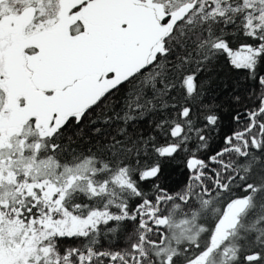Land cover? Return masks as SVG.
<instances>
[{"label":"snow or ice","instance_id":"obj_1","mask_svg":"<svg viewBox=\"0 0 264 264\" xmlns=\"http://www.w3.org/2000/svg\"><path fill=\"white\" fill-rule=\"evenodd\" d=\"M0 264H264V0H0Z\"/></svg>","mask_w":264,"mask_h":264},{"label":"trees","instance_id":"obj_2","mask_svg":"<svg viewBox=\"0 0 264 264\" xmlns=\"http://www.w3.org/2000/svg\"><path fill=\"white\" fill-rule=\"evenodd\" d=\"M217 77V83L219 82V79L226 80L228 82H233L236 80H241L243 78V71H234L232 70L224 61L223 58H221L220 62L216 65V71L214 73ZM203 78V74L202 77ZM216 85H213V88H215ZM219 89H217L218 91ZM260 88L257 84H255L252 81H247L243 83V86L239 90V94L244 98L241 105L234 106L237 110L243 111L245 106H248L251 104V102L247 99L252 93H256V95H259ZM224 97H220L219 99H223ZM219 99L217 102H219ZM255 99V97H253ZM207 102V101H206ZM243 127V120L240 124H236L230 119H226L224 121L223 125V133H227L229 130H239ZM186 173L183 172V166L179 160L173 162L171 165H169L166 169V183L170 186H175L177 184H181L184 180ZM122 246V245H121Z\"/></svg>","mask_w":264,"mask_h":264}]
</instances>
